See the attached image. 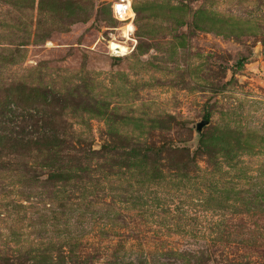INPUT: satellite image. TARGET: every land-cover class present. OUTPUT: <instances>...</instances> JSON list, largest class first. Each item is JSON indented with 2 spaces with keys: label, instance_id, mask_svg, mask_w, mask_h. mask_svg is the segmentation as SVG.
I'll return each instance as SVG.
<instances>
[{
  "label": "rangeland",
  "instance_id": "1",
  "mask_svg": "<svg viewBox=\"0 0 264 264\" xmlns=\"http://www.w3.org/2000/svg\"><path fill=\"white\" fill-rule=\"evenodd\" d=\"M134 2L0 0V264H264V0Z\"/></svg>",
  "mask_w": 264,
  "mask_h": 264
},
{
  "label": "built area",
  "instance_id": "2",
  "mask_svg": "<svg viewBox=\"0 0 264 264\" xmlns=\"http://www.w3.org/2000/svg\"><path fill=\"white\" fill-rule=\"evenodd\" d=\"M127 3L128 0H111L112 14L114 19L117 21V27L115 29L119 34L118 37L120 40L128 39L122 35L123 30L126 28L127 24L132 23L137 31V25H136L137 14L134 6V0H132L131 2V10L135 13V16L134 17L129 16L123 20L120 19L121 16H124L128 12ZM136 31L132 34L133 37L135 36Z\"/></svg>",
  "mask_w": 264,
  "mask_h": 264
},
{
  "label": "clouds",
  "instance_id": "3",
  "mask_svg": "<svg viewBox=\"0 0 264 264\" xmlns=\"http://www.w3.org/2000/svg\"><path fill=\"white\" fill-rule=\"evenodd\" d=\"M131 2L132 0H128L127 3V7H128V12L124 15L121 16L120 19H126L127 17L131 16L134 17L135 13L131 10ZM136 31L134 25L132 23L127 24L126 28L123 30L122 35L130 40L133 41V44L135 45V43H137V41L135 40V38L132 36V34ZM116 38L113 37V40H115ZM111 51L112 54L114 55H124L127 54L129 52V49L127 47H122L120 44L113 42L111 45ZM117 48L120 49L119 52H117ZM146 58V57H145Z\"/></svg>",
  "mask_w": 264,
  "mask_h": 264
},
{
  "label": "water",
  "instance_id": "4",
  "mask_svg": "<svg viewBox=\"0 0 264 264\" xmlns=\"http://www.w3.org/2000/svg\"><path fill=\"white\" fill-rule=\"evenodd\" d=\"M210 120L208 119H201L200 121H198L195 125L194 128L196 130V136H195V142L196 144H199L200 141L203 139L204 137V129L206 126H208L210 124Z\"/></svg>",
  "mask_w": 264,
  "mask_h": 264
},
{
  "label": "bare ground",
  "instance_id": "5",
  "mask_svg": "<svg viewBox=\"0 0 264 264\" xmlns=\"http://www.w3.org/2000/svg\"><path fill=\"white\" fill-rule=\"evenodd\" d=\"M130 39H128V41H129ZM113 42H115V43H118V44H120L122 47H127L128 49H129V52L127 53V54H129L130 53V48H129V46L127 45V41H125V42H122V41H118V40H112L111 41V44L113 43ZM110 44V45H111ZM120 51V49L119 48H117V52H119ZM127 54H124L123 56H127Z\"/></svg>",
  "mask_w": 264,
  "mask_h": 264
},
{
  "label": "trees",
  "instance_id": "6",
  "mask_svg": "<svg viewBox=\"0 0 264 264\" xmlns=\"http://www.w3.org/2000/svg\"><path fill=\"white\" fill-rule=\"evenodd\" d=\"M134 6H135V10L137 12V19L139 18V10L137 9L136 5H135V2H134ZM111 12H112V8H111ZM115 20V19H114ZM116 24H117V21L115 20Z\"/></svg>",
  "mask_w": 264,
  "mask_h": 264
}]
</instances>
